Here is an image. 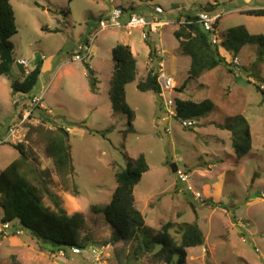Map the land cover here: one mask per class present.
Returning <instances> with one entry per match:
<instances>
[{"label":"rangeland","instance_id":"374dc122","mask_svg":"<svg viewBox=\"0 0 264 264\" xmlns=\"http://www.w3.org/2000/svg\"><path fill=\"white\" fill-rule=\"evenodd\" d=\"M11 3L17 33L11 38L14 56L11 71L0 75V171L20 157L15 144H25L29 163L45 172L49 188L62 198L67 213L83 214L85 225L77 234L78 243L84 245L82 237H90L93 243H87L78 254H68L67 259L54 258L49 246L37 243L28 231L15 233L17 222L3 229L0 207V233L4 234L0 235V264H90L93 249L98 253L102 250L100 255L107 264H167L156 259L152 252L134 254L138 241L109 242L112 229L100 214L89 208L94 203L111 201L116 170L125 166L127 158L134 160L140 153H144L149 169L133 194L135 205L144 214L152 233L156 234L166 221L173 223L176 239L184 223L197 222L204 233L203 245L187 249L185 264H264V49L246 44L235 57L231 52L221 51L230 65L222 64L194 80L187 75L190 58L183 54L179 40L173 35L183 17L200 10L219 16L216 28L222 35L238 25L264 35V16L242 13L263 8L264 0H11ZM156 5L164 12L155 13ZM114 7L124 8L127 15L135 12L148 19L155 15L166 22L160 32L149 33L147 39L157 59H161L178 83L171 97L196 102L209 98L215 103L214 109L193 118L196 126L182 127L176 118L165 113L160 95L137 88V81L150 69L157 68L153 60L145 64L149 45L140 29L125 27L128 16L122 18V27L101 29L99 20H106ZM86 37L88 41L93 39L88 64L72 59L77 45ZM117 43H132L136 49L139 75L126 85L127 103L135 111L133 131H127L126 114L112 111L108 95L114 69L112 48ZM38 54L41 71L34 89L29 94L12 97L11 82L21 80L25 69L17 60H27V68L32 69ZM33 95L43 97L41 104L52 121L41 123L39 107L31 106L29 118L10 134L9 128L17 126ZM15 99L18 106L13 102ZM236 115L246 118L252 133V149L241 158L233 152L230 130L220 127L226 122L230 124ZM40 125L44 129L57 126L67 131L70 178L79 190L78 196L65 191L54 161L46 153ZM170 163L189 174L192 190L180 182ZM196 192L200 197L195 196ZM104 245L108 246L103 249ZM158 248L154 247L153 252ZM174 261L170 264H177L176 257Z\"/></svg>","mask_w":264,"mask_h":264},{"label":"trees","instance_id":"16d2710c","mask_svg":"<svg viewBox=\"0 0 264 264\" xmlns=\"http://www.w3.org/2000/svg\"><path fill=\"white\" fill-rule=\"evenodd\" d=\"M130 9L134 8L130 7ZM242 13L264 16V7L247 9ZM196 14L183 17L186 21L180 23L173 31V35L179 40L183 54L190 58L187 71L189 79L197 80L205 72L222 64L229 66L231 62L222 56L221 51L231 52L235 57L241 47L246 44L258 45L264 49V35L251 33L244 25L228 29L222 35L221 44H212L210 33L195 23ZM16 33L15 10L11 0H0V75L9 74L11 71L14 63L11 38ZM145 41L149 45L150 61L153 60L152 64L154 68H157L158 55L148 39ZM112 59L114 69L108 89L112 111L126 114L129 125L127 131H133L132 122L135 111L127 103L126 85L135 81L139 75L136 53L131 45L117 43L112 48ZM40 67L41 61L28 74H22L21 80L17 78L12 80L10 85L12 97L19 93L29 94L34 89L40 75ZM93 84L96 82L94 81ZM137 88L143 92L151 91L159 95L160 88L156 70L150 69L146 72L145 76L137 81ZM17 99L13 101L16 106L19 105ZM38 107L42 118L41 123L52 121L45 108ZM214 107L215 103L209 98L198 102L190 99H176L177 118L181 119L198 118ZM39 127L46 141V153L54 161L55 170L64 183L65 191L78 196L79 190L70 178L72 163L67 131L57 126L54 129H44L42 125ZM220 127L230 130L231 146L236 157L241 158L250 152L252 133L245 117L236 115L230 124L226 122ZM24 146L25 144L21 143L15 144L21 153L20 157L11 161L0 171L2 228L8 224L5 230L9 229L13 222H17L16 230L28 231L37 243L48 245L50 252L72 246L84 248L91 238L84 237L83 239L82 237L84 245L77 241V234L85 225L83 214L81 212L72 215L67 213L62 198L49 188L45 172L29 163L28 152ZM170 167L175 172L176 165L170 163ZM148 169L149 165L144 153L138 154L134 160L127 158L125 166L116 170L114 174L116 187L111 201L106 204H91L90 211L100 214L112 229L109 242L138 241L134 254H137V251L140 253L147 251L152 252L156 259L167 264L175 262V257L177 264H185L187 249L203 245L204 233L197 222L184 223L181 224V234L176 239L172 233L173 223L171 221L163 223L156 234L152 233L146 225L144 214L135 205L133 194L134 187ZM0 235H4L3 232ZM156 246L159 248L153 252Z\"/></svg>","mask_w":264,"mask_h":264},{"label":"built area","instance_id":"2783aa9c","mask_svg":"<svg viewBox=\"0 0 264 264\" xmlns=\"http://www.w3.org/2000/svg\"><path fill=\"white\" fill-rule=\"evenodd\" d=\"M155 13L161 14L164 12L163 8L159 5H156L154 8ZM124 16H128V20L125 23V27L129 29H140L142 31L143 37L147 39L148 34L152 33H158L162 30L160 28L164 24L166 25V22L163 20H160L159 17L153 15L150 19H148L146 16L141 15L139 13L135 12H128L122 8V7H114L110 11V15L106 20H99V25L101 29L108 28V27H122L121 20ZM218 15L212 14L208 11L205 10H200L196 14V19L195 23H198L204 31L210 33V41L214 45H219L223 41V36L220 34L216 28V22L218 19ZM186 18H182L181 22H185ZM189 22L192 20H188ZM92 40L90 41H83L77 45L76 52L73 54L72 59L75 61H81L88 63L89 57L91 55V48H92ZM237 59H235L236 61ZM17 63L20 65L24 66V74H28L31 69L27 68V60L25 59H20L17 60ZM157 73V82L159 84L160 88V93L159 95L163 99V103L165 106V113L171 117V118H176L179 123L181 124L182 127H194L197 124V121L195 119H181L177 118V110H176V100L171 97V94L174 92L176 89L178 83L174 79L173 74L168 72L164 68V64L161 61V59L158 62V67L156 69ZM43 97L38 96V95H33L30 101L29 106L25 107L22 112H21V119L17 126H12L9 128V133L14 134L17 130V128L25 123V121L29 118V116L32 113L33 108H36L38 106L42 107V102ZM33 108H30V107ZM166 132L170 131L169 128H165ZM176 175L180 182L186 183L187 188L189 190H192V186L189 185V174L185 172L183 169H176L175 170ZM196 197H200V193L196 192L195 193ZM3 228H8V224H5ZM16 233L19 234L21 233L20 230H16ZM108 246V245H107ZM106 245L101 246L104 248L107 247ZM91 248V247H90ZM84 249L77 247V246H72L67 249H57L53 253L54 258L57 259H67L68 254H78L82 252ZM100 251V250H99ZM93 252V259L91 260L90 264H107L106 258L101 257L102 250L100 253L96 249L92 250Z\"/></svg>","mask_w":264,"mask_h":264},{"label":"crops","instance_id":"0c3cea01","mask_svg":"<svg viewBox=\"0 0 264 264\" xmlns=\"http://www.w3.org/2000/svg\"><path fill=\"white\" fill-rule=\"evenodd\" d=\"M130 33V32H129ZM88 38L86 37V38H84L83 40H87ZM125 44H128V43H125ZM129 45H131L133 48H134V50H135V53H136V49H135V45L134 44H132V43H129ZM148 53H149V49H148ZM226 53H228V52H226ZM137 58V57H136ZM147 62H149V63H151V61H150V57H149V54H148V57H147V60H146V62H145V64L147 63ZM137 64H138V62H137ZM24 96H22V98H23ZM42 107H43V105H42ZM45 107V106H44ZM68 208H70V207H68ZM71 209V208H70ZM90 242H92V241H90ZM89 244V243H88Z\"/></svg>","mask_w":264,"mask_h":264},{"label":"water","instance_id":"95a60500","mask_svg":"<svg viewBox=\"0 0 264 264\" xmlns=\"http://www.w3.org/2000/svg\"><path fill=\"white\" fill-rule=\"evenodd\" d=\"M40 58H41V55L38 54L37 57H36V59H35V65L38 64V62L40 61ZM88 243H89L88 245H90V244H92L93 242H88Z\"/></svg>","mask_w":264,"mask_h":264}]
</instances>
